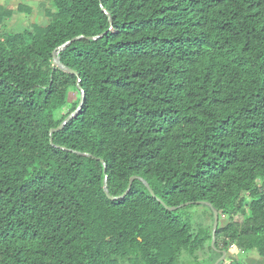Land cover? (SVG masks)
Here are the masks:
<instances>
[{"label":"trees","instance_id":"obj_1","mask_svg":"<svg viewBox=\"0 0 264 264\" xmlns=\"http://www.w3.org/2000/svg\"><path fill=\"white\" fill-rule=\"evenodd\" d=\"M52 7L46 26L0 34V264L264 258V0ZM79 36L102 37L58 54L71 75L53 53ZM133 177L155 197L135 180L107 198L105 181L120 197ZM198 202L227 219L214 247ZM199 206L209 227L179 214Z\"/></svg>","mask_w":264,"mask_h":264},{"label":"rangeland","instance_id":"obj_2","mask_svg":"<svg viewBox=\"0 0 264 264\" xmlns=\"http://www.w3.org/2000/svg\"><path fill=\"white\" fill-rule=\"evenodd\" d=\"M42 11H50L53 12L54 9L52 7V0H44L43 2V7H42ZM11 12V16L10 18L6 19L3 23V25L0 26V34L3 33H8V34H18V33H23L25 31H31L33 28V25L31 24V21L29 20V16L26 14H21L19 12H17L16 10H10ZM21 14V15H20ZM42 22L38 21L39 26H46L49 22V19L42 14ZM78 98L76 94L72 95L71 98V103L73 102H77ZM67 112V109L64 110L63 114H65ZM184 213H190L193 216V220H196L197 217L199 216H203V224L206 227L210 226V217L209 214L206 212V209H204L203 207H193V208H189V209H185L179 212V214L183 215ZM220 223L219 225L221 227L225 226L227 224V219L226 217H221L220 218ZM202 256V254H200V259L199 262L197 264H209L208 258H205ZM220 258H218L214 264L217 263V261H219ZM191 260V261H190ZM188 257L187 255H183V258L181 260V264H195V261ZM119 264H128L127 262H122L120 261ZM238 264H243L242 260H238Z\"/></svg>","mask_w":264,"mask_h":264},{"label":"water","instance_id":"obj_3","mask_svg":"<svg viewBox=\"0 0 264 264\" xmlns=\"http://www.w3.org/2000/svg\"><path fill=\"white\" fill-rule=\"evenodd\" d=\"M102 12L103 13H106V9L102 8ZM108 16V14H107ZM102 36H97V37H87V38H84L82 36H79V37H76L74 39H72L71 41H68L66 42L65 44H63L62 46H60L54 53H53V65L58 67L61 71L65 72V73H69L71 75H76L75 72H73L72 70L66 68L65 66H63V64L60 62V59L57 57L58 54H60L61 52L65 51L66 48L73 42H76V41H79V40H82V39H86V40H90V41H96L98 39H100ZM83 102H84V96L82 95V98H81V101H80V104L78 106V108L76 109L75 112H73L64 122L61 123V125L57 128V129H54V130H51L50 131V136H52V134L54 133H57V132H60L62 131L75 117L76 115L78 114V112L81 110L82 106H83ZM52 142V141H51ZM63 150H66V149H63ZM79 154V153H77ZM88 157H91L90 155H86ZM135 180H140L143 185L146 187V189L149 191V193L151 194L152 197H155V194L153 192V190L150 188L149 184L140 179V178H137V177H133L129 183V188L127 189V191L120 197H110L109 196V193H108V189H107V184H106V181H105V189H104V193L105 195L107 196V198L110 200V201H118L120 199H123L127 196V194L129 193L130 191V188L132 186V183L133 181ZM190 205H193V203H187L185 205H181L179 207H172V208H167L166 206V209L167 211L169 212H174L176 210H179L181 208H184V207H187V206H190ZM197 205H206L208 206L212 213H213V228H212V241H211V246L214 247L215 245V241H216V238H215V235H216V232L218 230V226H219V213L216 209H214L210 204H206V203H203V202H198ZM226 258V253H222V257L219 259V261H217L216 264H220L222 261H224Z\"/></svg>","mask_w":264,"mask_h":264},{"label":"crops","instance_id":"obj_4","mask_svg":"<svg viewBox=\"0 0 264 264\" xmlns=\"http://www.w3.org/2000/svg\"><path fill=\"white\" fill-rule=\"evenodd\" d=\"M43 2L44 0H0V9L8 12L10 10H16L18 12L19 7L27 8L30 12L26 15L30 17L29 20L34 26L38 24V21H43L42 14L46 15V12L42 11ZM228 251L237 261L242 260L243 264H264V258L260 257L256 251L242 253L238 252L236 248L228 249Z\"/></svg>","mask_w":264,"mask_h":264}]
</instances>
